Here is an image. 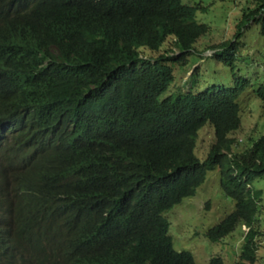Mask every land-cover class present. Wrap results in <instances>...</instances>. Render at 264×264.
I'll return each mask as SVG.
<instances>
[{"label": "trees", "instance_id": "obj_1", "mask_svg": "<svg viewBox=\"0 0 264 264\" xmlns=\"http://www.w3.org/2000/svg\"><path fill=\"white\" fill-rule=\"evenodd\" d=\"M248 2L233 37L205 50L212 58L235 56L247 26L264 35V0ZM200 10L193 0H0V264H198L175 250L164 214L218 167L235 209L206 236L245 226L232 264H264L252 187L264 135L238 153L244 86L162 97L172 65L209 32ZM254 93L264 109V86ZM203 128L214 142L201 160Z\"/></svg>", "mask_w": 264, "mask_h": 264}, {"label": "rangeland", "instance_id": "obj_2", "mask_svg": "<svg viewBox=\"0 0 264 264\" xmlns=\"http://www.w3.org/2000/svg\"><path fill=\"white\" fill-rule=\"evenodd\" d=\"M195 2H200L206 8V11L198 12L196 19L198 23L207 25L209 32L198 41V53L192 54L187 64L172 65L175 79L162 97L185 93L188 88L196 93L207 89L211 91L220 86L243 85L244 91L238 100L242 107L241 128L236 133V137L241 141L237 149L239 153L250 147L252 141L264 135V109L254 93L260 86H264V35L260 32V25L247 26L243 30L242 46L235 56L212 58L214 51L205 50L213 44L233 37L236 26L250 2L193 0V3ZM170 45L171 43H168L167 47ZM161 54L167 53L163 50L142 51L144 57L155 58ZM213 142L214 134L211 128L199 132L196 154L201 160L206 158ZM252 187L253 190L261 191L259 228L264 232V177L254 181ZM197 190L194 197L184 198L180 204L164 214L171 223L170 234L173 236L174 248L176 251L190 252L198 264H209L212 257H220L225 264H232L237 260L239 244L247 228L243 227L240 233L238 227L232 235L217 243L209 241L206 236L210 228L219 224L235 209V201L224 193L220 185V168L208 172L205 182Z\"/></svg>", "mask_w": 264, "mask_h": 264}, {"label": "clouds", "instance_id": "obj_3", "mask_svg": "<svg viewBox=\"0 0 264 264\" xmlns=\"http://www.w3.org/2000/svg\"><path fill=\"white\" fill-rule=\"evenodd\" d=\"M189 90H192V89L188 88L187 91H189ZM187 91H186V92H187ZM192 91H193V90H192ZM193 92H194V91H193ZM203 92H205V91H203ZM194 93H195V92H194ZM196 93H198V92H196ZM170 225H171V223H170ZM243 227L245 228V226H243ZM243 227H242V228H243ZM247 231H248V228H247ZM172 237H173V236H172ZM224 263H225V262H224Z\"/></svg>", "mask_w": 264, "mask_h": 264}]
</instances>
